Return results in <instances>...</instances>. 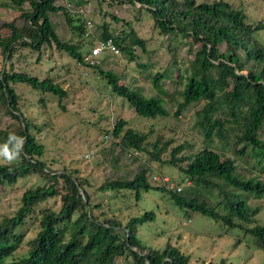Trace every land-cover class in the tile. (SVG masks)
Returning <instances> with one entry per match:
<instances>
[{"label": "trees", "instance_id": "1", "mask_svg": "<svg viewBox=\"0 0 264 264\" xmlns=\"http://www.w3.org/2000/svg\"><path fill=\"white\" fill-rule=\"evenodd\" d=\"M55 1L5 2L18 14L1 25L7 30V34L0 37L5 59L10 60L18 48L39 52L43 45H54L57 51L66 53L82 65L81 41H62L49 15L62 12L70 30L80 37L85 30L75 22L81 20L74 19L64 7L56 6ZM96 1L99 4L137 3L151 14L161 35L187 40L195 46L185 76L175 74L174 84L184 83L179 93L182 101L174 116L190 105L204 102L196 112L195 121L204 147L194 154L177 157L184 148L179 145L171 150L170 159L164 161L177 166L196 188L176 192L163 186H151L147 171L142 169L132 179L107 180L98 191L132 192L136 200L143 192H166L173 205L185 213H198L229 230L239 229L253 238L257 249L264 251V224H255L258 208L248 203L249 197L264 199V181L251 172L240 174L235 161L224 153L228 150L244 161L251 159L253 166L263 163L260 172L264 173V42L259 34L264 30V21L249 24L245 10L225 0ZM25 5L28 9L24 8ZM111 19L118 21L114 16ZM109 37L130 62L136 59L135 47L145 51V41L133 29L120 33L103 24L100 39ZM11 69L0 71V107L15 125L0 130V145L7 142L9 135L23 138L24 144L17 160L0 165V189L13 186L19 179L31 175L38 176L42 183L26 189L15 213L0 219V264H115L119 258L130 259L132 264H190V257L169 243L162 249H153L139 240L137 228L154 221L153 211L132 217L123 229L114 219L103 218L100 222L93 217L94 208L100 206L90 204V197L84 189L85 181L67 172L52 171L42 160L44 147L31 133L37 127L23 117L13 85L22 83L36 91L52 94L59 103L65 97V91L52 78L39 79ZM93 69L114 94L128 102L137 116L155 119L169 115L163 97L171 98L173 93L163 87L165 72L150 77L157 95L146 96L129 87L114 72L105 71L99 65ZM111 135L124 149L139 153L146 151L156 162H162L161 154L171 144L170 141L162 144L155 141L148 144L151 150L147 151L148 134L127 127L123 119L116 121ZM215 140L221 144L220 151L214 147ZM183 163H186L185 167L180 165ZM198 189H217L219 201L207 203ZM55 198H59L58 209L41 207ZM32 218L37 221L38 231L27 241L25 253L18 255L24 240L22 229ZM218 264L227 263L221 260Z\"/></svg>", "mask_w": 264, "mask_h": 264}, {"label": "rangeland", "instance_id": "2", "mask_svg": "<svg viewBox=\"0 0 264 264\" xmlns=\"http://www.w3.org/2000/svg\"><path fill=\"white\" fill-rule=\"evenodd\" d=\"M6 1L0 0V37L7 34V30L1 27L2 23L11 21L18 15L13 7L5 5ZM225 1L244 9L249 24L264 21V2ZM55 5L64 7L74 19L81 20L75 24L79 23L84 28L82 37L73 34L62 12L49 15L59 38L68 42L81 41L83 54L100 39L103 24H108L111 31L120 33H128L133 29L145 41V51L135 47L136 59L132 62L120 50L118 54L105 52L100 57L99 66L119 75L121 81L146 96L157 95L150 84V77L165 72L166 78L162 84L173 96L163 97L164 105L169 111L167 117H139L126 100L111 91L95 69L77 64L66 53L57 51L54 45H43L39 52L18 48L10 60L5 59L0 48V71L12 68L39 79L49 77L66 93L59 103L58 98L52 94L36 91L22 83L13 85L23 117L38 128H33L31 133L44 147L42 160L46 165L52 171L67 172L74 178L85 181L84 189L90 197V204L100 206L94 208L93 212V217L100 222L103 218L114 219L123 229L132 217L153 211L154 221L137 228V236L145 246L162 249L169 243L188 255L190 264H218L221 260L227 264H264V251L257 249L251 236L239 229L229 230L198 213H185L173 205L166 192H143L140 199L136 200L132 192L98 191L107 180L132 179L142 169L147 171L151 186H163L176 192H180L176 190L177 187L181 188V192L194 187L177 166H170L164 161L170 159L171 150L179 145L184 148L177 157L194 154L204 147L203 137L195 126L196 112L203 107L204 102L190 105L180 115L174 116L182 101L179 93L184 83L174 84L177 78L175 74L185 76L193 59L195 46H191L187 40L161 35L154 26L151 14L137 3L120 5L99 4L96 0H56ZM24 8L28 9V6L25 5ZM111 16L118 21L112 20ZM87 22H91L92 27L89 35L85 36L88 31ZM17 23L20 24L21 21ZM259 34L264 42V30ZM119 119L126 121L127 127L148 134L147 151L151 150L149 143L159 141L162 144L170 141L171 144L161 154L162 162L153 161L146 151L140 152L139 156H130L133 150L124 149L119 140L111 135ZM14 125L15 121L0 107V130L11 129ZM220 145L215 140L214 147L218 151ZM224 153L235 161L240 174L251 172L264 181V173L260 172L263 163L253 166L254 161L251 159L244 161L228 150ZM180 165L185 167L186 163ZM251 167L253 168L250 169ZM153 177L158 180H153ZM164 179L168 182L164 183ZM40 183L42 180L38 176L31 175L19 179L13 186L0 189V219L13 215L19 207L22 193ZM197 192L205 197L207 203L219 201L217 189H198ZM248 203L251 207L258 208V214L254 217L255 224H264V199L249 197ZM59 205V198H55L41 207L58 209ZM37 231V221L34 218L28 219L22 229L24 240L18 249V255L25 253L27 241L33 239ZM115 264H132V261L119 258Z\"/></svg>", "mask_w": 264, "mask_h": 264}, {"label": "built area", "instance_id": "3", "mask_svg": "<svg viewBox=\"0 0 264 264\" xmlns=\"http://www.w3.org/2000/svg\"><path fill=\"white\" fill-rule=\"evenodd\" d=\"M88 24V31L85 33V36H88L90 33V28L92 27L91 22H87ZM111 53V54H118L119 49L114 43V39L112 37H109L107 39H99L88 49L87 52L83 54L82 57V65L87 68H93L95 66H98L100 63V57L103 53ZM133 156H139L140 153L137 151H133ZM153 180L157 181V177H153ZM168 182L167 179H164V183ZM177 191H180L181 188L177 187Z\"/></svg>", "mask_w": 264, "mask_h": 264}, {"label": "clouds", "instance_id": "4", "mask_svg": "<svg viewBox=\"0 0 264 264\" xmlns=\"http://www.w3.org/2000/svg\"><path fill=\"white\" fill-rule=\"evenodd\" d=\"M23 144V138L9 135L7 142L0 145V164H11L17 160ZM9 145H11V148Z\"/></svg>", "mask_w": 264, "mask_h": 264}]
</instances>
